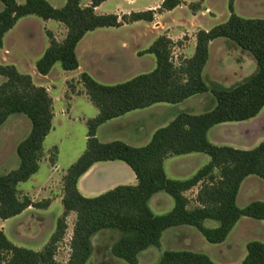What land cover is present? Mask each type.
<instances>
[{
	"label": "trees",
	"instance_id": "trees-1",
	"mask_svg": "<svg viewBox=\"0 0 264 264\" xmlns=\"http://www.w3.org/2000/svg\"><path fill=\"white\" fill-rule=\"evenodd\" d=\"M105 0H66L61 7L47 0H0V48L3 37L16 22L27 15L55 20L66 28L62 41L46 30L48 46L35 62L40 75H47L57 62L63 70L78 67L76 46L83 36L96 28L119 27L134 21H152L156 12L172 10L181 0H162L157 10L132 11L120 17L114 13L98 14L95 7ZM226 21L195 33L192 56L173 59L178 42L159 35L140 54L155 57V67L145 73L114 84L100 83L86 72L79 75L85 93L97 108L96 116L86 121V147L67 168L63 176L62 216L55 231L41 250L18 246L0 230V264H87L93 251L92 237L104 229L115 230L119 237L112 243L113 256L128 264H139L138 254L150 246H159L164 230L179 226L196 227L210 243L223 242L242 217L264 221V201L255 200L243 208L236 204L242 181L249 175L264 180V140L250 149L216 145L209 141L208 130L225 122H241L255 117L264 107V18L241 17L228 2ZM217 38L234 41L255 59V71L243 80L225 87L218 82H205L203 69L208 60L209 44ZM0 127L11 114H22L30 121V130L16 146L19 165L0 175V218L8 219L28 207L46 208L48 201L33 202L20 196L18 184L27 181L39 168L43 141L52 129L53 99L47 89L36 85L30 74L21 73L13 64L0 63ZM210 92L215 98L212 108L199 114L179 112L165 126L157 128L142 146L121 140L100 142L97 128L106 121L129 111L155 103L176 104L190 96ZM193 152L205 153L210 160L187 179L167 177L163 162L169 156ZM119 160L126 163L137 179L135 185H117L93 197L82 195L78 179L96 162ZM54 161V158L52 159ZM199 184L198 203L189 206L184 195ZM173 199V207L155 214L149 199L157 192ZM76 214L66 261L55 259L57 243L66 229L65 217ZM205 220L217 222L206 227ZM155 264H217L206 254L189 250H165ZM238 264H264V242L246 243V255Z\"/></svg>",
	"mask_w": 264,
	"mask_h": 264
},
{
	"label": "rangeland",
	"instance_id": "rangeland-1",
	"mask_svg": "<svg viewBox=\"0 0 264 264\" xmlns=\"http://www.w3.org/2000/svg\"><path fill=\"white\" fill-rule=\"evenodd\" d=\"M16 1L24 2V0ZM47 1L54 7H61L65 3V0ZM85 2L86 0H82V4ZM114 2L115 0H110L107 5L111 11ZM122 2L127 0L120 3ZM194 4L196 3H191L192 6ZM214 6L219 12L228 10L227 0H214ZM236 8L238 13L245 17L264 18V0H236ZM188 24L184 33L182 30L174 29L175 42H178L173 48L175 62H178L179 57L183 55H192L194 51H190V39L196 30V23L188 20ZM47 29L52 30L51 33L56 40L64 39L66 28L58 21H45L36 15L20 19L5 39L8 54H4V49H0V63H12L19 72L33 74V82L36 85L47 86L50 89L49 94L55 100L53 108L56 117L51 131L43 141V155L39 168L27 181L17 186L20 196H27L33 202L48 201L49 205L46 208L29 207L28 211L18 217L14 216L5 223V235L9 241L35 251L41 250L55 231L56 222L63 213V206L60 204L63 196V176L86 147V122L68 121L59 115V111L64 110L63 106L73 94L77 95L73 98L74 113L92 115L95 112L92 102L80 96L85 92V88L79 77L73 78L77 73L63 70L59 62L53 65L48 78L36 71L35 62L42 55V50L48 46ZM151 36L150 33H145L143 25L139 24L120 28H99L89 33L78 53L83 71L96 81L105 84L123 82L137 74L151 71L155 67L154 55L147 54L142 58H136L133 54L135 47L145 48L150 43ZM223 40H227L226 44ZM229 40L219 38L210 46L209 58L203 70V79L206 83L215 81L228 87L255 71V59L247 50H245L247 55L242 70L233 73L232 68L227 66L232 62H229L224 55L226 51L234 58L240 54L236 43ZM122 42H127L128 46L122 48ZM2 80L3 78L0 77V82ZM214 104L215 98L210 92L190 96L176 104L159 103L151 109L130 113L122 119L103 125L98 131V137L103 140L117 138L133 146H142L150 140L149 129L165 117L174 116L179 112L199 114L210 109ZM29 130L30 121L22 114L9 115L0 127V175L18 167L16 146L27 136ZM208 138L219 145L250 149L264 140V110L251 121L218 124L209 130ZM175 158L178 159L172 160H178L182 168L179 175L186 178L209 160L207 154L200 152ZM167 171L169 175H175L170 173L168 168ZM161 194L173 203L170 195L162 191ZM192 194L194 192H190L188 197L190 201H195V197H191ZM255 200L264 201V180L251 175L241 184L236 204L239 208H243ZM167 205L165 202L160 205L152 202L150 208L155 214H163L170 211ZM189 206L194 205L190 203ZM65 222L64 236L57 243L55 252V259L59 262L66 261L71 252L69 246L75 220L66 216ZM204 225L216 227L217 222L206 220ZM118 237L119 233L115 230L99 231L92 239L93 251L87 264H128L110 252L112 243ZM253 240L264 242V221L242 218L223 245L208 242L194 226L179 225L164 230L160 245L150 246L141 251L138 254V262L155 264L165 250H189L204 253L217 264H238L246 255V243Z\"/></svg>",
	"mask_w": 264,
	"mask_h": 264
},
{
	"label": "crops",
	"instance_id": "crops-1",
	"mask_svg": "<svg viewBox=\"0 0 264 264\" xmlns=\"http://www.w3.org/2000/svg\"><path fill=\"white\" fill-rule=\"evenodd\" d=\"M109 1L110 0H105L100 5L95 7V12L98 13V14L114 13V14H117L120 17L122 14H128V13H130L132 11H146V10H150V9L151 10H157V8H159V6H160V4L162 2V0H127V2L120 3L123 0H115L114 5H113L114 7H113V9L111 11V9H108V6H107ZM231 1H232L234 12L237 15L241 16V17H245L244 15H241L240 13H238L237 8H236V0H231ZM81 2H82V0H81ZM228 2H229V0H227V3ZM88 3H89V0H86V2L83 5H87ZM191 3H196V4H194L192 6ZM30 16H32V15H27V16H24V17H22L20 19H24V18L30 17ZM228 16H229V11L228 10H227V12H225V11L219 12L216 9V7L214 6V0H194V1H192V0H181V4L176 6L172 10L156 12L154 14V16H153V20L152 21L139 20V21H134L132 23L123 24V25H121L119 27H101V28H120V27H124V26H134V25H138V24L139 25H143L144 32L147 33V34L150 33L152 36H151V39H150V43L145 48L135 47L133 49V54H135L136 58H142L145 55L150 54V53L140 54L139 52H141V51L145 50L146 48H148V46L159 35H163L164 34V35L168 36L170 39H172L173 41H175L176 40L175 39V33L176 32L174 31V29L182 30L183 33L186 32L185 29H187L188 26H189L188 20L195 21V23H196L195 24L196 25L195 26L196 30L194 32V35L190 39V43H191L190 51H192L195 48V43H196L195 33H196L197 30H199V29L208 30L211 27L226 21ZM246 18H251V17H246ZM49 20H51V19H49ZM49 20H45V21H49ZM152 27H155V28H152ZM12 28L9 31H7L5 33V35H4V37H3V44H2V47L0 49H4V54H8V51H9L8 48L5 47V39H6L7 35L10 33V31L12 30ZM97 29H99V28H96V29H94L92 31L87 32L83 36V38L78 42V44L76 46L75 51H76V56H77V59H78V67L76 69H74V70H68L69 72L77 73L76 76H73V78L74 77H76V78L79 77V75L82 72H84L83 71V67L81 65L80 58L78 56L79 49L81 48V46L86 41L87 35L89 33L93 32V31H96ZM47 30H49V29H47ZM49 31H52V30H49ZM217 39H219V38H217ZM224 39H227V38H224ZM214 40H216V39H214ZM213 41L210 42L209 48L213 44ZM223 41L226 44L227 40H223ZM127 46H128L127 42H122V48H126ZM236 47L238 48V51L240 53L237 58L232 57L229 53H227V51H226V54L224 53V55L229 60V62H232V63H229L227 66L232 68L233 73L235 71L242 70L243 66L245 65V61H246L245 56L247 55V51L241 49L237 44H236ZM45 49H46V47L42 50V53L44 52ZM224 49H226V48L224 47ZM173 55H174V52H173ZM190 56H192V55L188 54V55H183L181 57L188 58ZM208 58H209V55H208ZM4 64H12V63H4ZM204 68H205V66H204ZM49 74H50V72L47 75H43V77L48 78ZM30 75H31V77L33 79V74H30ZM65 79H68V78H65ZM43 87H45L47 89L48 93H50V89L47 86H43ZM76 96L77 95L71 94L70 98L68 99V101L63 106L64 110L63 111H59L60 112L59 113L60 116H62L64 119H66L68 121L82 120V121L86 122L89 118H92V117L97 115V113H98L97 108H95V112L92 115L74 113V101H73V98L76 97ZM80 96L88 98L85 92L80 94ZM52 99H53V103H54L55 100H54V98H52ZM160 103H163V102H160ZM156 104H159V103L152 104V105H150L148 107H145V108H140V109H135V110L129 111V112H127V113H125V114H123V115H121L119 117H116V118H113V119H110V120L106 121L105 123L101 124L97 128V130H96L97 139L100 142H109V141H112V140H118L117 138L105 139V140L100 139L98 137V131H99L100 127H102L103 125H106L108 123H111L112 121H117L119 119H122L123 117L129 115L130 113H137V112H141V111H145V110L151 109ZM213 106L214 105H212L210 108H212ZM63 107H61V108H63ZM263 110H264V107L261 109V111L255 117H253V118H251L249 120H246V121H251L252 119H255L256 117H258L262 113ZM53 113H54V115H53L52 123H53L54 118L56 117V111L54 110V108H53ZM175 116L176 115H174V116L173 115H169V116L165 117L164 119H162L161 121H159L158 123H156L155 125H153L149 129L150 138H151L153 132L157 128L165 126ZM241 122H244V121H241ZM214 126H216V125H214ZM209 130H208V132H209ZM208 132H207V137H208ZM212 143H214L216 145H219V143H217L216 141H212ZM229 146H231V145H229ZM233 147L241 148V147H236V146H233ZM241 149H244V148H241ZM193 153H198V152H193ZM193 153H188V154H184V155H190V154H193ZM179 156L180 155L169 156V157H167L164 160L163 167H164L165 174L167 175V177L172 178V179H187L186 177H182L181 175H179L180 172H182V168H180L178 160H172V159H178V158H175V157H179ZM191 157H195V156H191ZM209 160H210V158H209ZM209 160L207 161V163L209 162ZM167 168H168L170 173L175 174V175H169L168 171H167ZM198 169H200V168H198ZM196 171H194L191 174V176L194 175L196 173ZM179 176H181V177H179ZM250 176L251 175L247 176L242 181V183L246 179H248V177H250ZM136 183H137V179L135 177L134 172L123 161H119V160L99 161V162L94 163L78 179L77 187H78L79 191L82 193V195H84L86 197H93V196H96V195H98L100 193H103V192H105V191H107L109 189H112L113 187H115L117 185H135ZM198 189H199V184L194 186L190 190L184 192V195L189 199V205H190V203H193V205L198 204L196 201H190V198L188 197V194L190 192H194V194H192L191 197H195ZM169 201L170 200H168V198L164 194H161V192H157V193H155L154 195L151 196V198L149 199L148 203H149V206H150V204L152 202L155 205H160L163 202H165L166 204H168L167 208H169V210H171L172 207H173V203H171ZM60 204L62 205L61 202H60ZM188 207H191V206H188ZM28 209H30V208L28 207L27 209H25L24 211H22L20 214L16 215L15 217H18V216L22 215L23 213L28 211ZM67 216L70 217L73 220H75V218H76V214H75L74 211L69 212V214ZM244 217H246V216H242L236 222V224L233 226V228L231 229V231L227 235L226 239L223 242L218 243V244H222L223 245L227 241V239H228V237H230L234 227ZM11 218H14V217H11ZM11 218L4 219V220L0 218V230L3 231L4 234H6V232H5V223L8 222ZM247 218L253 219V218H250V217H247ZM254 220H257V219H254ZM258 221H262V220H258ZM174 227H177V226H174ZM96 235H94L92 237V239Z\"/></svg>",
	"mask_w": 264,
	"mask_h": 264
}]
</instances>
